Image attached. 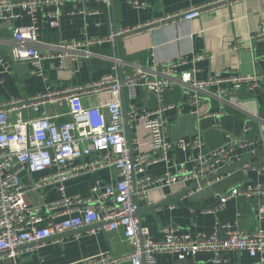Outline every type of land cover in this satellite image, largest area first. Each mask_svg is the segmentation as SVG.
<instances>
[{"label": "crops", "instance_id": "crops-1", "mask_svg": "<svg viewBox=\"0 0 264 264\" xmlns=\"http://www.w3.org/2000/svg\"><path fill=\"white\" fill-rule=\"evenodd\" d=\"M215 1L111 0L110 10L97 0L82 3L67 1L60 6L44 5L40 7L37 16L41 43L39 49L46 54L54 53L57 56L61 51L52 47L72 41L105 39L112 29L129 31L117 39L116 48L110 42L92 46V56L88 59L69 52L63 63L59 58L46 60L45 79L32 75L29 63H15L12 59L14 30L31 23L25 12L16 9L20 15L16 20H0V55L12 65L8 69L0 65V104L44 94L49 90L63 91L73 87L86 89L112 72L111 58L114 55L123 61L122 70L128 74L134 73L136 67L148 68L154 61L169 63L178 57H185L189 62L180 70L195 69L199 80L264 73V39L259 38L264 33V0H238L217 5L189 22L169 18ZM135 3L140 6H134ZM56 11L60 12L59 25L52 27L50 14ZM18 65L21 67L16 69ZM159 74L164 75L165 71L160 69ZM222 87L228 91L226 101L203 93L197 106L192 104L190 94L180 87L166 91L165 104L174 106L166 113L169 140L199 138L205 143L203 155L224 147L229 139L247 143L262 141L264 84L253 90L249 85H243L236 94H231V84ZM125 95L124 107L129 112L130 100ZM110 98L107 90L87 89L82 93V101L86 106H98ZM135 104L139 110H154L158 107L157 98L144 90L138 91ZM45 110L50 116L62 115L58 122L71 119L66 99L62 106L56 103V106L45 107ZM218 114L221 115L216 116ZM182 117H193L195 122L182 123L184 127L181 135L184 136L173 135L172 131L178 129ZM191 124L196 128L195 135L191 133ZM129 133L130 139L138 138L139 153H150V135L143 121L131 125ZM253 150V146L237 147L232 154L235 163L223 170L224 176H230L216 186L204 187L199 191L193 189L195 185L192 183H179L152 190L146 200L139 202L138 218L142 227L148 228L156 241L163 239L162 229L169 226L193 236L211 235L218 229L219 235L225 237L226 230L223 228L227 225L232 230L249 234L264 231V216L260 215L264 196L259 199L232 198L223 208L215 210L220 196L232 189L264 185V172L257 171L262 165L264 144L258 146L256 154L252 153ZM95 155L92 154L87 160H93ZM198 155L199 150L175 148L169 155L170 165L161 162L149 166L144 176L156 179L169 169H191ZM244 164L252 166L246 175L241 172ZM39 176L34 175L32 178L37 179ZM30 180L25 173L24 183L28 185ZM117 180L114 169L99 170L66 183V193L69 196L88 197L91 187L97 181L105 186L114 185ZM28 197L32 205L38 206L42 201L45 204L57 201L60 192L56 185L46 186L38 193L30 192ZM18 252L16 258L1 259L0 264H69L106 253L126 255L132 252V247L120 231L104 232L93 228L70 231L43 245L33 244ZM221 259V264H258V258L246 252L230 251L223 254ZM157 264H214V256L200 253L180 260L176 255L163 254L158 256Z\"/></svg>", "mask_w": 264, "mask_h": 264}, {"label": "built area", "instance_id": "built-area-1", "mask_svg": "<svg viewBox=\"0 0 264 264\" xmlns=\"http://www.w3.org/2000/svg\"><path fill=\"white\" fill-rule=\"evenodd\" d=\"M67 1L82 3L90 0H0V20H16L20 16L16 9L31 19L29 26L14 30L11 56L15 63H29L34 76L45 79L44 62L48 59L59 58L63 63L69 52L88 59L92 56V46L110 42L116 48L117 39L129 33L112 29L105 39L72 41L52 47L61 51L57 56L46 54L39 49L38 11L44 5L60 6ZM97 1L111 9V0ZM234 1L238 0H217L169 18L189 22L211 7ZM134 6L140 5L135 3ZM50 17V25L58 26L60 12L56 11ZM259 38L264 39V33ZM111 60L112 72L86 89L49 90L0 104V260L14 259L19 249L33 244L43 245L70 231L99 228L104 232H122L132 252L126 255L106 253L69 264H157L159 255L171 254L185 260L200 253L212 254L214 264H221L223 254L230 251L246 252L258 258V264H264L263 230L249 234L232 230L227 225L222 227L226 230L225 237L219 235L218 229L211 235L193 236L169 226L162 229L163 239L156 241L138 218L139 202L146 200L152 190L179 183H192L199 191L213 187L230 176H224L223 170L235 163L232 154L237 147L253 146L252 153L256 154L258 146L264 144V139L252 143L229 139L224 147L203 155L205 143L199 138L169 140L166 113L174 106L165 104L166 91L175 87L186 90L194 106L199 105L203 93L226 101L228 91L223 85H232L231 94H236L243 85H249L253 90L264 84V73L199 80L195 69L180 70L189 62L185 57H178L169 63L154 61L148 68L136 67L134 73L128 74L122 70L124 63L117 55ZM0 65L7 69L12 67L1 55ZM160 69L165 71L164 75L159 74ZM87 89L107 90L111 98L98 106H86L82 93ZM124 89L130 100L129 112H125ZM139 90L154 95L158 107L139 110L135 104ZM64 99L69 103L71 119L58 122L62 115L50 116L45 107L56 106V103L62 106ZM138 121H143L150 135L148 154L138 152V138H129L130 126ZM175 148L199 150L191 169H169L156 179L144 176L149 166L161 162L170 165L169 155ZM92 154H96L95 158L88 161ZM108 168L116 172V184L103 186L97 181L88 197L66 193L65 184L69 181ZM251 168V165L244 164L241 172L246 175ZM257 171L264 172V155ZM25 173L31 179L28 185L23 181ZM34 175L40 176L33 179ZM54 185L60 192L57 201L49 204L42 201L38 206L30 203V192L38 193L42 188ZM262 196L264 185L234 188L220 196L215 210L223 208L232 198L259 199ZM260 215L264 216V203L260 206Z\"/></svg>", "mask_w": 264, "mask_h": 264}, {"label": "water", "instance_id": "water-1", "mask_svg": "<svg viewBox=\"0 0 264 264\" xmlns=\"http://www.w3.org/2000/svg\"><path fill=\"white\" fill-rule=\"evenodd\" d=\"M21 66L20 65H18V66H16L15 68L16 69H18V68H20ZM27 69H28V71L30 70V68H29V66L27 65ZM123 94H124V96H123V99H124V104L126 105V91H125V89L123 90ZM240 105L243 107L244 105L243 104H241L240 103ZM125 112H126V109H125ZM185 121H194L195 122V118H193V117H182L181 119H180V125H179V127H178V129L176 130V129H174L172 132H173V135H175V134H177L176 136H184V135H181V130H182V128L184 127V124L182 125V123H185ZM191 123V122H190ZM176 131H178V132H176ZM191 133L193 134V135H195L196 134V128H195V126L194 125H192L191 124ZM176 140V139H175ZM216 186V185H215ZM197 185H195L194 187H193V189H197ZM139 213H140V211H139ZM139 213H138V216H139Z\"/></svg>", "mask_w": 264, "mask_h": 264}]
</instances>
